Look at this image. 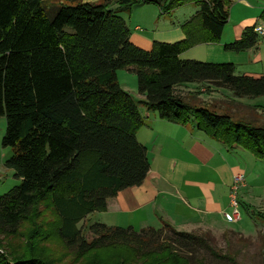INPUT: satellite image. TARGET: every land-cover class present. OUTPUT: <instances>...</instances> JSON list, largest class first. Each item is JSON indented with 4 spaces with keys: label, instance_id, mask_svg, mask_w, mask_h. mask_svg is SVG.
Listing matches in <instances>:
<instances>
[{
    "label": "trees",
    "instance_id": "1",
    "mask_svg": "<svg viewBox=\"0 0 264 264\" xmlns=\"http://www.w3.org/2000/svg\"><path fill=\"white\" fill-rule=\"evenodd\" d=\"M111 0L99 3L58 0L51 16L43 0H0V117L5 118L3 148L12 155L4 167L20 180L0 195V233L15 234L31 223L29 237L45 238L35 223L39 206L54 215L53 231L67 247L82 255L120 245L147 250L162 241L177 252L204 247L205 239L165 225L139 231L132 227L89 224L95 237L87 243L79 224L104 212L108 199L142 184L149 163L136 139L143 126L138 102L120 87L116 72L136 77L139 102L160 120L187 125L217 138L227 148L242 147L264 160V125L253 126L191 107L176 90L190 83L226 89L236 99L264 96V75H236L231 63L182 60L180 55L201 44L219 43L228 21V0ZM186 3L196 13L181 25L184 38L153 42L150 50L133 45L121 11L152 4L159 16ZM264 20V12L260 14ZM254 26L222 46L241 53L254 48ZM168 233V235H166ZM31 245L24 254L0 264H47ZM93 257L88 264H102Z\"/></svg>",
    "mask_w": 264,
    "mask_h": 264
},
{
    "label": "crops",
    "instance_id": "2",
    "mask_svg": "<svg viewBox=\"0 0 264 264\" xmlns=\"http://www.w3.org/2000/svg\"><path fill=\"white\" fill-rule=\"evenodd\" d=\"M81 1L99 3L102 0ZM109 8H116L113 0ZM227 8L228 21L233 9L237 8L236 16L239 14L237 23L239 26L231 30L233 35H230L226 23L219 43L201 44L193 48L201 46L203 62L231 63L235 67V74L239 66L253 71L262 63V57L257 55H253V60H250L251 53L254 49L257 50V46L241 53L226 52L222 46L241 37L244 29L249 27L248 23H252L254 19L248 18L252 13L257 12V18L252 26L264 27V20L260 18V14L264 12V0H228ZM154 10L153 17L156 18L154 23L160 24L164 20L161 24L163 29H152L148 19L139 20L134 17L128 26L130 42L146 51L151 49L155 41L174 43L182 40L184 35L181 25L189 19L185 17L179 22L173 21L170 16H158L159 9ZM139 25L147 29L142 30ZM185 54H181L180 59H188L183 57ZM241 73L236 75L258 78L264 75V65H259L258 72L255 71L253 75ZM117 80L121 84L119 76ZM120 87L122 88L121 85ZM182 89L189 95L190 91H193L183 85L176 88ZM122 90L128 91L124 88ZM179 94L183 98L189 97L183 96L180 92ZM138 96L140 102L144 100L143 96ZM249 106L262 108L258 104ZM154 114L152 115L154 127L147 126V131L141 133L139 129L136 133L137 141L146 149L149 163V171L144 181L140 186L126 188L118 192L114 198L108 199L106 210L98 212L101 216L104 215V219L101 217L96 222L110 227H132L136 231L149 227L159 229L168 225L178 232H218L217 221L219 218L224 220L222 217L225 218L229 213L234 177L241 175L235 166L236 157L239 159L243 154L240 147H233L229 151V148L217 138L198 130L194 121L183 126L160 120L155 112ZM88 218L89 216L86 219Z\"/></svg>",
    "mask_w": 264,
    "mask_h": 264
},
{
    "label": "rangeland",
    "instance_id": "3",
    "mask_svg": "<svg viewBox=\"0 0 264 264\" xmlns=\"http://www.w3.org/2000/svg\"><path fill=\"white\" fill-rule=\"evenodd\" d=\"M57 1L43 0V7H45L48 16H51L53 6L57 4ZM149 5L152 4L133 6L130 11L119 12L120 17L125 21L127 27L134 17L139 20L141 18L148 19V24L152 26V29H163L161 24L164 23V20L160 24L154 23L156 20L153 17L155 14L154 9L158 8L155 5H152L151 8ZM197 10V6L193 3H186L167 14H162L161 17L170 16L173 21L177 20L179 22L180 19L185 17H192ZM236 11L237 8L232 10L230 21L227 22L230 35H233L231 30L239 26L237 24L239 14L236 16ZM248 18H254L252 23H248V26L251 25L252 27L255 18H257V12L248 15ZM139 26L142 30L147 29L142 25ZM256 46L257 50H253L250 60H253V55L262 57V63L259 65L263 66L264 36H258ZM201 51V46H198L184 52L186 54L183 57L188 58L186 60L203 62L204 58ZM259 65L253 71H249L251 69L247 67L239 66L236 74L245 72V74L251 75L252 73L253 75L255 71L258 72ZM116 76H119L121 84L118 83L122 88L128 90L127 93L131 95L135 102H138L137 105L143 118V128H140L141 133L147 131V126L152 127L154 112L147 111L139 103L140 98L136 92L135 75L125 70H119L116 72ZM183 86L188 90H193L190 91V95L185 92V89L177 90L185 97L189 95L185 100L191 107H206L214 113L227 114L233 120L256 127L264 125V97L235 99L228 90L214 88L206 83L201 85L190 83ZM201 89L202 91H200ZM257 104L262 108L257 109L249 106ZM4 131L5 118L0 117V195L7 193L20 183V180L14 177L13 171L4 167V162L12 155L10 148H3L1 145ZM231 149L229 148V151ZM240 149L243 154L240 155L239 159L236 157L235 166L237 171L244 177V186H238L234 191L238 203L239 220L227 222L222 217L224 220L219 218L217 221L219 225L218 232L193 231V234L205 239L206 248L200 246L196 247L193 252H185L181 249H179L180 252H177L159 240L147 250H134L116 244L93 249L82 255L77 249L67 247L65 243L57 239L51 225L55 221L54 215L49 207L45 208L41 205L39 206L40 215H38L39 218L35 219V223L45 225L41 227V232L45 238H30L28 234L32 229L31 223H23L15 234L0 233V254L7 258L21 255L34 244V247L36 245L37 248L36 251L47 264H88L93 257H99L103 261L102 264H264V160L256 158L252 152L246 151L242 147ZM228 212L229 214L232 213L231 207ZM101 217L104 219V215L101 216L98 212L92 213L88 219L79 224L82 237L87 243L95 238L88 231L89 224L93 221L96 222Z\"/></svg>",
    "mask_w": 264,
    "mask_h": 264
},
{
    "label": "built area",
    "instance_id": "4",
    "mask_svg": "<svg viewBox=\"0 0 264 264\" xmlns=\"http://www.w3.org/2000/svg\"><path fill=\"white\" fill-rule=\"evenodd\" d=\"M254 33L258 36H264V27L263 26H255L253 29ZM244 182L242 175H237L234 177L233 183V195H231V202L230 207L232 209V213H228L225 215V220L227 222H235L239 220V210H238V203L235 198L234 191L238 188V186L242 185Z\"/></svg>",
    "mask_w": 264,
    "mask_h": 264
}]
</instances>
